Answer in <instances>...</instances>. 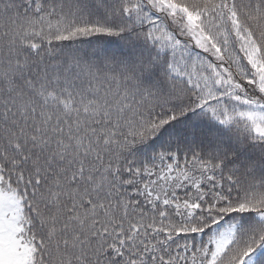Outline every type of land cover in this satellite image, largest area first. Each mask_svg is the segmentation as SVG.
Masks as SVG:
<instances>
[{"label": "snow or ice", "instance_id": "1", "mask_svg": "<svg viewBox=\"0 0 264 264\" xmlns=\"http://www.w3.org/2000/svg\"><path fill=\"white\" fill-rule=\"evenodd\" d=\"M0 264H264V0H0Z\"/></svg>", "mask_w": 264, "mask_h": 264}]
</instances>
